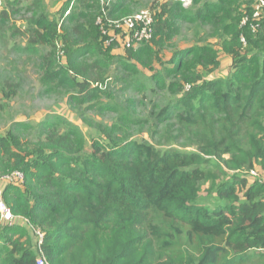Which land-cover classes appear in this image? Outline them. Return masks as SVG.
I'll return each mask as SVG.
<instances>
[{"label": "trees", "instance_id": "trees-1", "mask_svg": "<svg viewBox=\"0 0 264 264\" xmlns=\"http://www.w3.org/2000/svg\"><path fill=\"white\" fill-rule=\"evenodd\" d=\"M201 1H166L152 12L145 44L156 48L179 22L206 31L167 58L150 55L161 66L151 76L132 48L113 54L98 26L77 16L71 27L59 24L36 11L39 0L28 7L35 20L18 32L26 50L41 52L42 84L70 87L77 108L93 103L117 119L91 120L89 141L60 114L0 136V179L25 175L3 188L14 221L1 223L0 213V264H264V179L250 175L264 172V28L241 23L254 0ZM26 2L0 10V33ZM78 3V12L88 6ZM209 37L230 60L226 78H211L220 61ZM117 74L135 98L109 92L105 82Z\"/></svg>", "mask_w": 264, "mask_h": 264}, {"label": "rangeland", "instance_id": "rangeland-1", "mask_svg": "<svg viewBox=\"0 0 264 264\" xmlns=\"http://www.w3.org/2000/svg\"><path fill=\"white\" fill-rule=\"evenodd\" d=\"M10 1L13 0H0V10ZM68 1L70 0H39V6L36 11H47L59 24L63 21L62 24L67 27L73 25V17L77 16V19L87 25L89 30H94V27L98 26L97 28L104 36L110 30L109 26L103 24L104 22L108 23V21H117L124 17L136 16L139 12L146 10L159 13L163 3L166 1L172 5L176 1L182 2V0H86L88 6L83 7L81 4L78 12L76 10L79 6L78 0L75 1V6H72L73 0H71L67 8ZM205 1L215 3L217 0H202L200 4L202 5ZM257 1L254 0L251 3V11H248V13H252ZM189 3H191V0L184 2L185 5ZM32 5H35L34 0H28L24 6H19L18 12L11 13L12 20L6 23L7 29L0 33V136L5 135L14 123L27 122L35 124L49 115L60 114L77 124L89 141L90 137L94 135L91 129V120L112 125L117 116L111 112L107 113L92 109L94 107L93 103L77 108L76 102L71 99L73 92H75L74 89L60 85L57 89L48 90L42 84L41 52L34 54L26 50L29 47L28 40L18 32L25 33L27 25L33 24L36 12L28 10V7ZM105 6L109 10L104 12ZM66 8L67 11L70 10L71 12L67 17H71L68 21L67 19L63 20L64 15H62ZM99 19L101 23H99ZM205 31V27L199 28L179 22L172 38L161 46V49L149 43L138 44L133 47L131 49L135 54L133 63L138 66L139 70H143L147 76H151L155 69L158 70L161 66L150 55L155 58L156 52L161 50L162 57L167 58L172 55L175 49L189 48L193 43L199 41L198 38ZM198 32L200 33L199 35ZM119 39L118 36L114 39L110 46L111 52L115 55H124L125 51L121 49ZM209 43L212 44L213 50L218 53L217 61H220L219 68L211 75V78H226L229 75L230 60L222 52V42H218L217 38L209 37ZM148 45H151V47H148ZM141 49H145L143 51L145 54L139 53ZM60 61L64 60L60 59ZM117 67L118 64L113 65L112 70L115 72ZM199 69L201 70L202 66H198ZM121 78L122 75L117 74L112 82L109 80L105 82L106 86L109 87V92L122 101L135 98L131 93L124 91V84ZM10 90H13L15 94L12 97H6ZM138 131L135 130L134 133H138ZM24 136L27 138L29 134ZM220 165L227 171L222 161H220ZM4 187L0 184V190ZM205 191L206 189L204 188L203 197H205ZM16 222L21 225L26 224L20 219H16Z\"/></svg>", "mask_w": 264, "mask_h": 264}, {"label": "built area", "instance_id": "built-area-1", "mask_svg": "<svg viewBox=\"0 0 264 264\" xmlns=\"http://www.w3.org/2000/svg\"><path fill=\"white\" fill-rule=\"evenodd\" d=\"M186 0H182L183 4ZM70 14V10L66 12V16ZM99 23H101L99 19ZM106 26H109L110 30L108 33H105L106 46L110 47L114 42V39L118 36L120 47L133 48L138 44L146 43L152 40L154 35V26L155 20L154 16L150 11H141L136 16H128L117 21H108V23L104 22ZM249 24L252 31L256 32L262 28H264V0H258L255 6L253 7V11L251 16H245L242 25ZM112 32V33H111ZM244 41V39H242ZM250 175L253 178H263L264 172L259 169H254L250 171ZM25 181V175L20 171L11 172L9 174L4 175L0 179V183L5 185H16L21 186ZM0 213H1V223L2 222H12L14 220V216L12 215L11 210L5 203L2 195V191L0 190ZM39 237V244L41 241V235L37 234ZM38 264H47L46 260L42 257L38 260Z\"/></svg>", "mask_w": 264, "mask_h": 264}, {"label": "clouds", "instance_id": "clouds-1", "mask_svg": "<svg viewBox=\"0 0 264 264\" xmlns=\"http://www.w3.org/2000/svg\"><path fill=\"white\" fill-rule=\"evenodd\" d=\"M75 1L76 0H74L73 2H72V6H74V4H75ZM188 2H189V0H188ZM181 4L183 5V6H188L189 4H183V2H181ZM69 11V10H68ZM146 11H150V10H146ZM151 13H152V11H150ZM71 13V12H70ZM153 14V13H152ZM65 15H66V13H65ZM67 16H69V15H67ZM67 16H65V17H67ZM9 174V173H8ZM24 174V173H23ZM3 184V183H2ZM3 185H5V184H3ZM2 192H3V189L1 190ZM3 195V194H2ZM13 215V214H12ZM14 216V215H13ZM14 221V220H13ZM3 223H6V222H3Z\"/></svg>", "mask_w": 264, "mask_h": 264}, {"label": "crops", "instance_id": "crops-1", "mask_svg": "<svg viewBox=\"0 0 264 264\" xmlns=\"http://www.w3.org/2000/svg\"><path fill=\"white\" fill-rule=\"evenodd\" d=\"M0 184H2V183H0ZM3 185V184H2ZM4 186V185H3Z\"/></svg>", "mask_w": 264, "mask_h": 264}]
</instances>
